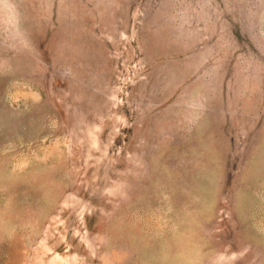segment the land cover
I'll list each match as a JSON object with an SVG mask.
<instances>
[{
  "label": "rangeland",
  "instance_id": "374dc122",
  "mask_svg": "<svg viewBox=\"0 0 264 264\" xmlns=\"http://www.w3.org/2000/svg\"><path fill=\"white\" fill-rule=\"evenodd\" d=\"M0 264H264V0H0Z\"/></svg>",
  "mask_w": 264,
  "mask_h": 264
}]
</instances>
